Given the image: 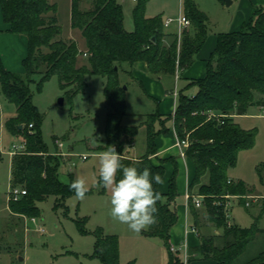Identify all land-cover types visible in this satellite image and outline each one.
I'll return each instance as SVG.
<instances>
[{
  "label": "trees",
  "instance_id": "1",
  "mask_svg": "<svg viewBox=\"0 0 264 264\" xmlns=\"http://www.w3.org/2000/svg\"><path fill=\"white\" fill-rule=\"evenodd\" d=\"M147 1H138L133 10L134 29L128 31L124 9L118 0H91L87 10L81 9L82 0H73L72 28L79 30L85 40V50H82L75 40L57 38L62 27L56 16L57 6L49 4L48 0H0L9 31L24 34L29 40L23 75L7 70L0 57L1 90L17 110L6 122V127L15 137L23 136L26 142V150L12 159V182L15 187L25 188L27 194L9 201V210L18 216L37 218L39 202L49 196L65 200L75 195L59 179L60 158L50 153L43 141V117L32 100L34 78L40 77L36 85L41 90L46 81L57 76L61 88L74 96L86 90L89 76L101 75L106 78L105 96L109 109L105 136L110 145H116L122 164L137 167L139 171L149 168L153 174L159 173L164 178L165 163L169 160L158 164L151 160L158 151L157 137L168 133L171 129L167 123L173 122L180 139L190 138L186 156L194 165V176L188 192L203 197L201 208L195 206L192 197L189 200L190 227L200 231L212 224L220 234L203 236L197 247L189 249L188 261L208 259L215 264H264V249L251 260H242L257 235H264V228L258 223L250 228L236 224L229 226L224 210L226 196L252 193L244 181H232L228 172L236 166L241 151L254 147L256 133L243 129L232 117L220 125L209 121L207 116L213 111L245 115L253 105L264 106V7H257L240 30L217 36V46L208 60L206 76L181 89L173 115L164 116L158 112L159 125L147 126V153L133 159L123 155L126 146H132L131 139L138 130L123 125L127 101L120 73L132 76L134 64L145 62L152 77L175 80L195 63L208 38V16L194 0H184L185 15L192 25L180 42L176 33L166 31L160 18L147 17ZM48 13H52L50 17L46 16ZM84 56L86 61L79 66L78 60ZM125 64L128 67H124ZM195 86V95L186 94ZM257 94L262 97L256 100ZM121 139L125 144L120 142ZM173 166L166 193L153 182L161 199L156 205L157 222L145 234L164 241L169 254L167 264H185L171 251V232L178 222L175 202L179 195V169L176 162ZM120 178L122 172L117 174V180ZM101 190L104 193L106 189L101 187ZM79 228L86 234L84 227L79 225ZM95 237L94 258L103 264H134L133 261H121L117 235L107 234L99 228Z\"/></svg>",
  "mask_w": 264,
  "mask_h": 264
},
{
  "label": "rangeland",
  "instance_id": "2",
  "mask_svg": "<svg viewBox=\"0 0 264 264\" xmlns=\"http://www.w3.org/2000/svg\"><path fill=\"white\" fill-rule=\"evenodd\" d=\"M51 1L63 6L60 21L57 19L62 27V33L57 38L73 40L70 36L71 28L67 25L69 17L64 7L68 0H48V3L51 4ZM138 1L118 0L124 9L125 28L128 31L134 29L133 10ZM194 1L208 16V38L211 39L221 33L240 30L257 7H264V0H232L233 4L230 6L225 0ZM88 7L89 0H83L81 9L87 10ZM51 14L48 13L46 16L50 17ZM180 14H185L184 0L147 1V17H157L165 23L168 18L176 19ZM75 33L78 34L76 30ZM75 36L80 39L78 35ZM79 47L83 48L81 45ZM86 58L85 56L79 58L78 65L84 64ZM124 67L128 65L125 64ZM149 76L157 82L148 84L145 79H135L123 72L120 73L123 88L127 87L124 90L127 115L124 117L123 125L138 130L137 135L131 139L132 146H126L124 149V156H145L148 148L147 126L155 123L158 126L159 109L161 112L172 113L179 99L173 94H166L167 89L168 91L175 89L178 80H158ZM179 76L177 79L181 80L182 76ZM34 79L38 83L40 77L36 76ZM141 81H145L149 94L156 93L160 97L157 100L150 98ZM36 83L31 86L32 100L43 117L41 127L43 141L50 153L60 158L59 179L69 185L74 179L81 177L86 181L89 191L83 200L77 199L75 195L65 200L58 196H49L37 204L40 215L35 218L36 220L10 212L9 193L13 186L12 159L15 156L11 157L9 152L14 146L26 142L23 136L15 137L6 127V122L16 115L17 110L14 104L5 99L0 86V264H103L93 257L95 232L99 228L107 234L119 237L123 263L133 261L134 264H167L164 241L146 236L145 232L150 227L136 233L127 225L114 220L110 216V191L106 189L103 193L101 188L96 187L99 176L98 153L105 151L110 145L105 136L109 112L105 96L106 78L101 75L89 76L86 90L74 96L61 88L57 76L46 81L41 90L37 89ZM261 97L257 94L255 98L257 100ZM61 99H64L63 104L60 102ZM233 119L243 129L254 131L256 142L252 149L239 153L236 166L228 172L232 181H244L252 192L247 196L248 199H231V220L242 228H250L256 223L264 228V106L253 105L246 115ZM167 126L171 128V122H168ZM124 141L120 140L121 143ZM82 156H87V159H82ZM167 160L178 162L176 157ZM179 167L180 174L177 178L179 195L175 207L179 221L184 224L188 222L190 215L187 193L193 164L186 156L179 160ZM165 168L164 183L160 184L163 193L168 191L173 165L166 164ZM247 201L250 202V206H246ZM79 225L84 227L86 234L81 232ZM42 228L44 232L41 231ZM198 233L202 239L203 236L213 234V230H207L204 234ZM262 249L264 235L259 234L248 246L242 260H251Z\"/></svg>",
  "mask_w": 264,
  "mask_h": 264
},
{
  "label": "crops",
  "instance_id": "3",
  "mask_svg": "<svg viewBox=\"0 0 264 264\" xmlns=\"http://www.w3.org/2000/svg\"><path fill=\"white\" fill-rule=\"evenodd\" d=\"M90 1L91 0H89V7L88 8H90ZM82 2H83V0H82ZM51 4L57 6L56 16H57V19L60 21V18H61L60 13H62L61 11L63 9V6L60 5L56 1H54V2L51 1ZM232 4H233V2H232ZM72 5H73V0H68L66 2V4L64 5V7L66 8V9L64 8L65 12L69 17V21H68L67 25L71 28L70 36H71V39L76 40L78 42V44L81 45V47L85 48V40L82 37L81 32L77 29L72 28ZM9 29H10L9 25L5 22L4 17H3V13H2V9L0 7V57L2 59L4 67L7 70L23 75L25 73L24 60L26 59V57L28 55V41L29 40H28V37L26 35L12 33L9 31ZM75 30L77 31L78 34L75 33ZM166 30L169 33H176L177 32V25L174 23L169 28H166ZM75 35H78L80 37V39L78 40ZM216 46H217V36L213 37L212 39L207 38L205 45L203 46V48L201 49V51L197 55L195 63L188 70H186L183 74H181L182 79L181 80L179 78L177 79V76H176L175 81H177V80L178 81L176 82V87L175 86L174 87H175V89L176 88L178 89L179 93L181 91V88H184L185 86H187L192 81L204 78L206 76L207 68H208V60L210 59V57H211L212 53L214 52ZM139 67H140V69H139ZM141 70L143 71L142 73L140 72ZM146 75H148V76H146ZM132 77H134L135 79H137V78L138 79L139 78L145 79V81L148 82V84L149 83L151 84L153 81L157 82L156 80L149 78L150 76H149V72H148V65L145 62H137L134 64V66L132 68ZM178 77H180V76L178 75ZM145 81H141V82H142L143 87L145 88L146 92L148 93L150 98H152V99L156 98V100H157L158 97H160V95H157L156 93H154L155 95L152 93L149 94L150 91L147 90L148 88L144 84ZM174 90H171V91L167 90L166 94H173ZM196 92H197V87L195 86V87L188 89L186 91V94L193 96L196 94ZM178 98H179V95H178ZM160 105H161V102H160ZM177 105H178V101H177V103L175 105V109L173 110L172 113L161 112L160 109H159V112L164 116L173 115L175 113ZM242 116H244V115H235L233 118L237 119V118L242 117ZM125 126H127V125H125ZM129 127H131V126H129ZM170 129L171 130L168 133L161 134L157 137L156 147H157L158 151H157V154L154 155L155 157L151 156V160L153 163L158 164L160 162L159 161L160 159L167 160L170 157H176V161H178L176 163H178L177 165H178V169H179V173H178V176H179V174H180L179 160H181L182 157L180 154V149L176 146V143H177L179 138H178V135H177V133L173 127V122H171V128ZM139 157H140L139 155L134 156V157L131 156V158H133V159H138ZM187 159H189V158H187ZM191 163H192V161H191ZM166 164H172L173 165V161L169 160L165 163V166H166ZM173 169H174V166H173ZM193 176H194V165H193V171L189 176L188 184H190V182L192 181ZM188 184H187V186H188ZM191 222H192L191 215H189V217H188V222L186 221L184 224H183V222L181 223L179 221V215H178V222L172 228V232H171V245L172 246L181 247L183 242L187 241L188 245H189V249H193V248L197 247L201 241L200 236H199L200 234L198 232H200L201 234H204V232L207 230H213V234H220V231L217 230L215 227H213L212 224H209V225L201 228L200 231H198L197 233L189 231V233L187 234L186 232L190 228ZM211 235H212V233H211ZM167 255L165 256V258L167 260L166 263H168V259H169L168 251H167ZM180 257L182 258V260L185 264H215V262L213 260L197 259V260H193V261H188V260H185V258L183 256L180 255Z\"/></svg>",
  "mask_w": 264,
  "mask_h": 264
},
{
  "label": "clouds",
  "instance_id": "4",
  "mask_svg": "<svg viewBox=\"0 0 264 264\" xmlns=\"http://www.w3.org/2000/svg\"><path fill=\"white\" fill-rule=\"evenodd\" d=\"M121 160L115 145H109L105 151L98 153L99 178L96 187L110 191V216L139 233L157 222L156 205L161 194L154 189L153 182L160 185L164 180L149 168L139 171L137 167L125 166ZM121 172L122 178L117 180V174ZM68 187L79 200H83L89 191L81 177L74 179Z\"/></svg>",
  "mask_w": 264,
  "mask_h": 264
},
{
  "label": "built area",
  "instance_id": "5",
  "mask_svg": "<svg viewBox=\"0 0 264 264\" xmlns=\"http://www.w3.org/2000/svg\"><path fill=\"white\" fill-rule=\"evenodd\" d=\"M174 23L177 25L176 35H177V38L180 42L185 31L191 26L192 23H191V20L185 14H180V16L176 19L168 18L165 21L164 26H165V28H169ZM173 94L175 96L179 95V91L177 88L174 90ZM207 116H208L209 121H216L218 124L222 125L225 123L226 118H231V117L233 118L235 115L213 111V112H209L207 114ZM30 127H33V125H30ZM190 144H191V142H190L189 136H187L184 139H180V138L178 139L176 146L180 149V154L183 158L186 157V152H187V149L190 147ZM25 150H26V143H23L21 145L14 146L13 150H11L9 152V154L11 157H13L16 154L23 153ZM82 159L86 160L87 156H82ZM230 182H231V180L229 181V183ZM26 194H27V191L25 188H22V187L19 188V187H13L12 186L11 191L9 193V201L18 200ZM191 197L193 198V202H194L196 207H198V208L202 207V205H203V197L202 196L191 195L188 192L187 193L188 201L191 199ZM226 198L227 199L225 202L224 210H225V215L228 218V225L231 226L232 224H234L233 221L231 220V212H232L231 207H230L231 206V203H230L231 199H233V198L248 199V197L247 196H230V195H228V196H226ZM246 206H250V202L247 201ZM33 219L36 220L35 218H33ZM41 231L44 232V229L42 228ZM189 231L196 232V233L198 232V230L196 228H191V227L187 230L186 233L188 234ZM171 251L174 254H178L179 256L180 255L183 256L185 258V260L189 259V245H188L187 241L183 242L181 247L171 246Z\"/></svg>",
  "mask_w": 264,
  "mask_h": 264
},
{
  "label": "water",
  "instance_id": "6",
  "mask_svg": "<svg viewBox=\"0 0 264 264\" xmlns=\"http://www.w3.org/2000/svg\"><path fill=\"white\" fill-rule=\"evenodd\" d=\"M225 2H226V4H227L228 6H230V5L232 4V0H225ZM123 89L126 90L127 87L124 86ZM60 102H61V104H63V103H64V99H61ZM20 129H22V126H20Z\"/></svg>",
  "mask_w": 264,
  "mask_h": 264
}]
</instances>
